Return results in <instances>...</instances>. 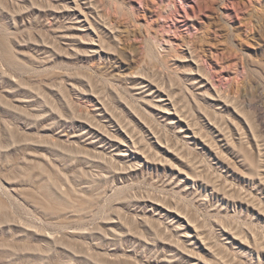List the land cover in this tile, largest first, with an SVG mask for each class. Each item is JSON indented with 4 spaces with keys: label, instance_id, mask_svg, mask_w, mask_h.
I'll list each match as a JSON object with an SVG mask.
<instances>
[{
    "label": "rangeland",
    "instance_id": "rangeland-1",
    "mask_svg": "<svg viewBox=\"0 0 264 264\" xmlns=\"http://www.w3.org/2000/svg\"><path fill=\"white\" fill-rule=\"evenodd\" d=\"M0 264H264V0H0Z\"/></svg>",
    "mask_w": 264,
    "mask_h": 264
},
{
    "label": "bare ground",
    "instance_id": "bare-ground-1",
    "mask_svg": "<svg viewBox=\"0 0 264 264\" xmlns=\"http://www.w3.org/2000/svg\"><path fill=\"white\" fill-rule=\"evenodd\" d=\"M74 1V0H73ZM76 5V4H75ZM78 9V8H77ZM79 10V9H78ZM80 12V11H79ZM96 13H97V11H96ZM82 14V13H81ZM99 17V16H98ZM84 18H85V15H84ZM86 20V19H85ZM105 24V23H104ZM90 25V24H89ZM103 46V45H102Z\"/></svg>",
    "mask_w": 264,
    "mask_h": 264
}]
</instances>
